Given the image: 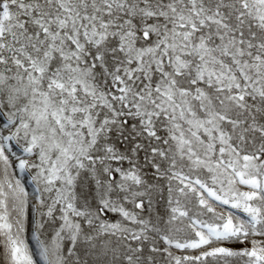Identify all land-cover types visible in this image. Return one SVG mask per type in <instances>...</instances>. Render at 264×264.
Masks as SVG:
<instances>
[{
  "label": "snow or ice",
  "instance_id": "obj_1",
  "mask_svg": "<svg viewBox=\"0 0 264 264\" xmlns=\"http://www.w3.org/2000/svg\"><path fill=\"white\" fill-rule=\"evenodd\" d=\"M0 264H264V0H0Z\"/></svg>",
  "mask_w": 264,
  "mask_h": 264
}]
</instances>
